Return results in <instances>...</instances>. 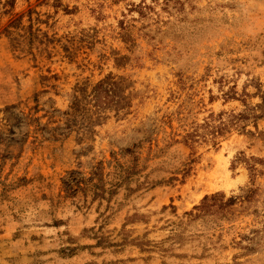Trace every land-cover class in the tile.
I'll list each match as a JSON object with an SVG mask.
<instances>
[{
	"label": "rangeland",
	"instance_id": "rangeland-1",
	"mask_svg": "<svg viewBox=\"0 0 264 264\" xmlns=\"http://www.w3.org/2000/svg\"><path fill=\"white\" fill-rule=\"evenodd\" d=\"M262 98L264 0L0 6V264H264Z\"/></svg>",
	"mask_w": 264,
	"mask_h": 264
},
{
	"label": "trees",
	"instance_id": "trees-1",
	"mask_svg": "<svg viewBox=\"0 0 264 264\" xmlns=\"http://www.w3.org/2000/svg\"><path fill=\"white\" fill-rule=\"evenodd\" d=\"M165 3H167L169 0H164ZM15 0H0V6L2 7H8V8H13ZM174 3H178V1L174 2ZM262 104L258 107L259 111H260V115L259 116H255L254 113V109H252V114H253V118H261L264 117V98H262ZM245 115L240 114L239 118H244L245 119ZM246 162V161H245ZM249 170H254L253 167H250ZM255 192V190L252 189H248L246 191L243 192L242 196H238V197H230L228 199H225L223 195L220 194H214L211 196H205L202 201L201 204L199 206L194 207V211H197V213H188L187 215L191 218V220H196L198 218H201V216H207V215H213V213L215 212V208L214 207H218V210H216V213L220 214L222 217H226L227 215L231 214V211H229L233 206H235L238 200L241 201H246V199H249L250 196L249 194H253Z\"/></svg>",
	"mask_w": 264,
	"mask_h": 264
}]
</instances>
